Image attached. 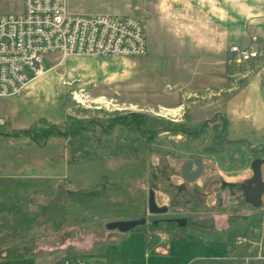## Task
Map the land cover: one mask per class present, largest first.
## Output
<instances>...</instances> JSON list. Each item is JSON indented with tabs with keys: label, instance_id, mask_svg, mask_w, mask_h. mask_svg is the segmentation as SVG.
<instances>
[{
	"label": "rangeland",
	"instance_id": "374dc122",
	"mask_svg": "<svg viewBox=\"0 0 264 264\" xmlns=\"http://www.w3.org/2000/svg\"><path fill=\"white\" fill-rule=\"evenodd\" d=\"M68 4L90 16L139 18L148 52L52 53L21 94L0 98V264H63L70 256L154 264L148 226L122 234L106 224L150 215V190L160 206L180 195L197 203L193 191L206 178L220 187L251 174L253 150L264 148V55L234 61L232 50L264 49V0ZM23 8L24 0H0V16ZM211 125H229L235 144L216 146ZM200 126L206 132L196 138L181 132ZM197 156L209 174L183 192L171 166ZM251 222L261 226L263 217H246L235 241L251 239Z\"/></svg>",
	"mask_w": 264,
	"mask_h": 264
},
{
	"label": "built area",
	"instance_id": "2783aa9c",
	"mask_svg": "<svg viewBox=\"0 0 264 264\" xmlns=\"http://www.w3.org/2000/svg\"><path fill=\"white\" fill-rule=\"evenodd\" d=\"M147 52L146 28L137 17L74 14L67 0H24L21 13L0 16V98L21 94L43 74L42 61L52 53L129 58ZM232 53L241 61L264 55V49L235 47ZM63 264L88 263L70 256Z\"/></svg>",
	"mask_w": 264,
	"mask_h": 264
},
{
	"label": "crops",
	"instance_id": "0c3cea01",
	"mask_svg": "<svg viewBox=\"0 0 264 264\" xmlns=\"http://www.w3.org/2000/svg\"><path fill=\"white\" fill-rule=\"evenodd\" d=\"M67 6L71 13L81 14L76 13V7L70 9L68 0ZM105 9L118 11L111 7ZM98 15L131 16V14H96L92 16ZM204 162L206 161L204 160ZM237 181L238 179L233 182ZM180 183H182L181 180ZM225 196L224 203L219 206V210L211 215L210 220L205 218V215H201L199 219H190L184 228L179 229L174 226L164 228L161 235L153 236L151 241L156 245L153 263L264 264V207L254 208L252 205H243L241 200L228 194ZM159 199L162 200V197ZM207 201L211 203L210 206L214 203L211 195L207 197ZM256 216H262L263 222L261 226H252V222L249 223L251 239L240 238L235 241L233 238L235 231L241 229L246 217ZM243 240L245 241L243 242ZM163 243L164 245H162ZM194 248H198L197 251L207 248L206 254H193L191 250Z\"/></svg>",
	"mask_w": 264,
	"mask_h": 264
},
{
	"label": "flooded vegetation",
	"instance_id": "af4514ba",
	"mask_svg": "<svg viewBox=\"0 0 264 264\" xmlns=\"http://www.w3.org/2000/svg\"><path fill=\"white\" fill-rule=\"evenodd\" d=\"M211 129L213 132V138H214V144L217 145H230L235 144V139L229 137V125L222 126H214L211 125ZM182 133L190 136V137H198L202 136L206 132V127L200 126L196 128L194 131H187L186 129L181 130ZM245 144V140H242ZM251 147L249 146V152L251 153ZM261 151L264 152V148L261 146ZM255 158L256 159H264L263 152L259 153L260 151L258 149L253 150ZM202 158L201 156L197 157H190L186 160H197ZM173 159H175L173 157ZM203 159V158H202ZM211 159V158H210ZM177 160V159H176ZM181 161V166L184 161ZM252 161V163H253ZM172 162H174L172 160ZM252 163L250 164V171L251 174L245 178H243L241 181L237 182H227L225 180L220 181V187H218L214 180L210 178H206L204 181V188L203 191L200 190H194L193 193L197 196V203H192L190 199L187 198V196H181L179 202H172L171 199L168 200L166 204L163 205V207H167V212L163 214H151L147 215V224L145 226H148V235L151 237L161 235V232L164 228H170L172 226L179 228L178 223H176V220H187V223L190 219H199L201 215H205V218L208 220L211 218V215L219 210V206H221L224 203V193H226L227 190H229V194L231 193V197L237 199V200H243V203L245 205L251 206L250 199L253 195L254 190L256 189V185L252 181L253 179V169H252ZM181 166L176 165L175 162L171 167H176L179 169V176H180V170ZM211 167H213L211 165ZM196 168V167H195ZM262 170L264 173V167L262 166ZM206 172V168H205ZM174 174V173H173ZM181 177V176H180ZM182 179V178H181ZM199 181V180H198ZM195 182V183H198ZM221 182L230 183L232 185L226 186L223 188V184ZM195 183H186L182 179V183L179 184V189L181 191H191L188 189L189 184H195ZM231 191H234L236 194H232ZM156 193V192H155ZM211 195L213 200H215V203L210 206V203L207 201V197ZM157 197V195H156ZM149 209V208H148ZM241 216V215H240ZM144 226V227H145ZM180 229V228H179Z\"/></svg>",
	"mask_w": 264,
	"mask_h": 264
},
{
	"label": "water",
	"instance_id": "95a60500",
	"mask_svg": "<svg viewBox=\"0 0 264 264\" xmlns=\"http://www.w3.org/2000/svg\"><path fill=\"white\" fill-rule=\"evenodd\" d=\"M39 65L37 64V68ZM264 159H256L252 163L253 179L256 189L251 196L250 203L254 208L264 207ZM196 167V168H195ZM205 173L204 159L200 158L195 161L186 160L183 162L180 170V176L186 183L197 182ZM223 188L232 185L230 183L221 182ZM148 208L151 214H163L167 212V207L160 206L157 202L156 193L154 190L149 191ZM179 228H184L187 225V220H176ZM147 224L146 218L131 219V220H118L106 224L108 231H118L122 234L129 233L139 227H144Z\"/></svg>",
	"mask_w": 264,
	"mask_h": 264
},
{
	"label": "bare ground",
	"instance_id": "6f19581e",
	"mask_svg": "<svg viewBox=\"0 0 264 264\" xmlns=\"http://www.w3.org/2000/svg\"><path fill=\"white\" fill-rule=\"evenodd\" d=\"M174 113H175V111H174ZM175 164L181 166V162H180V163H176V162H175ZM204 165H205V168H206V172H207V174H209V171H210L209 165H208L206 162H204ZM171 170H172V172H173L174 174L179 175V169H177L176 167H171ZM212 170H213V169H212ZM206 172H205V173H206ZM205 173L203 174L202 177H205ZM202 177H201V178H202ZM201 178H200V179H201ZM200 179H199V180H200Z\"/></svg>",
	"mask_w": 264,
	"mask_h": 264
},
{
	"label": "trees",
	"instance_id": "16d2710c",
	"mask_svg": "<svg viewBox=\"0 0 264 264\" xmlns=\"http://www.w3.org/2000/svg\"><path fill=\"white\" fill-rule=\"evenodd\" d=\"M120 123V122H119ZM122 124V123H121ZM65 133V132H64ZM141 229H144V227H139V228H137V229H135V230H141Z\"/></svg>",
	"mask_w": 264,
	"mask_h": 264
}]
</instances>
